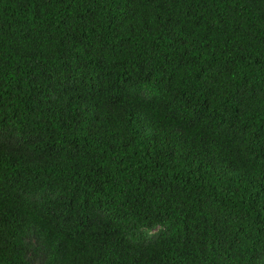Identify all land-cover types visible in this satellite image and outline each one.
Masks as SVG:
<instances>
[{"label": "trees", "instance_id": "1", "mask_svg": "<svg viewBox=\"0 0 264 264\" xmlns=\"http://www.w3.org/2000/svg\"><path fill=\"white\" fill-rule=\"evenodd\" d=\"M0 264H264V0H0Z\"/></svg>", "mask_w": 264, "mask_h": 264}]
</instances>
